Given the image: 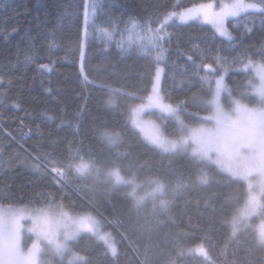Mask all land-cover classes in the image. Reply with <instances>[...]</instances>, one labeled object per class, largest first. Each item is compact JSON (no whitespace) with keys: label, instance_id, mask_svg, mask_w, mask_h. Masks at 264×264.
<instances>
[{"label":"trees","instance_id":"obj_1","mask_svg":"<svg viewBox=\"0 0 264 264\" xmlns=\"http://www.w3.org/2000/svg\"><path fill=\"white\" fill-rule=\"evenodd\" d=\"M212 1L222 0H94L96 17L89 16L86 26L89 0H0V207H46L55 199L75 213L92 210L104 218L117 255L84 234L71 244L69 254L84 257L74 264H264V249L254 243L252 227L232 235L230 220L245 203L246 184L189 154L161 152L130 122L132 106L149 96L155 81L154 61L139 55L132 22L143 25L150 19L155 24L164 10ZM246 16L255 17L254 23ZM227 26L231 40L196 22L166 28L162 93L189 124L198 123V116L189 113L206 110L200 98L209 95V85L201 77L211 80L213 88L215 73H226L230 89L239 95L253 75L237 68L248 57L262 62L259 14H241ZM130 37L131 50L121 51L129 47ZM149 115L163 123L169 136L178 133L173 117ZM103 132L120 133V145H108ZM77 154L101 169L118 167L125 178L134 176L141 195L148 180L169 189L181 180L189 187L174 199L167 192L173 199L169 212L154 216L150 199L140 211L132 207L127 185L95 183L69 170L61 193L50 178L33 171L37 156L68 160ZM202 172L208 175L204 185L197 179ZM198 246L209 260L189 251Z\"/></svg>","mask_w":264,"mask_h":264},{"label":"snow or ice","instance_id":"obj_2","mask_svg":"<svg viewBox=\"0 0 264 264\" xmlns=\"http://www.w3.org/2000/svg\"><path fill=\"white\" fill-rule=\"evenodd\" d=\"M241 13L259 14L262 28H264V0H233L231 4L220 5V11L213 10V5L201 4L198 8L187 9L185 12L177 13L175 11L164 10L155 21L148 20L141 25L135 21L132 22V29H138L135 33L136 47L139 55L154 61L155 76L152 86L154 95L149 96V106L161 110L169 117H173L179 125V134L176 138H167L155 125L146 124L141 119V112L145 105L141 104L132 110V123L135 127L145 132L147 139L154 148L163 153H187L200 163L207 162L217 165L221 171L227 172L231 177L247 180L253 172L264 177V48H261L260 54L262 62L254 63L251 57L244 64L245 68L254 69L259 78V84L254 80H249L252 88L254 100H249L248 93L244 90L239 92L240 98H235L233 90L228 88L223 82V75L219 71L215 73L218 77L215 79V87L212 89V81L201 77L204 83L209 85V97L202 99L201 103L209 111V115L198 117L201 121L214 122L212 127H205L203 123L198 126L190 127L180 118L181 109L179 106H173L163 102L159 94V82L164 69L160 67V62L164 56L163 41H165L166 28L169 21L176 17L181 22L202 16L206 23H211L220 36L232 39L231 33L225 27L227 17H236ZM96 17V4L94 0H89L85 4V24H88V17ZM255 20V17H245ZM95 27V24H93ZM251 28H246V32H251ZM105 35H111L105 32ZM87 39V27L84 33ZM133 40L129 39V47L121 48V51H130ZM55 46V45H52ZM159 49L156 55L152 56V51ZM81 61L84 59L83 48H80ZM191 59V57H189ZM243 62V61H242ZM51 63V61H50ZM221 64V61H217ZM42 69L52 71L47 65H41ZM202 67L212 68L211 64H204ZM224 71H227L225 69ZM85 82L88 77L84 76ZM0 81V85H2ZM222 92H227L229 110H225L221 104L220 97ZM248 100V102H242ZM111 103V100L109 101ZM249 103L254 106L250 107ZM234 105V107H231ZM210 106V107H209ZM190 116H198L197 113H189ZM102 138L108 145L117 148L121 143V136L118 132H103ZM246 150V152L244 151ZM215 154V155H213ZM37 163L32 165L33 171L50 178L58 191L63 193L66 184V173L74 170L75 173L84 178L92 179L94 182L109 183L112 187L118 185H127L130 191L127 195L131 197L132 207L140 211L144 208L147 200L152 201V213L154 216L166 215L169 212L170 205L175 196L180 195L189 185L178 180L170 189L164 183L158 180H148L147 189L143 195L138 192L141 185L136 182L135 177L125 178L121 175L118 167H112L104 170L97 167L91 161H85L77 156L68 160L59 159L56 156H37ZM79 160L78 163L76 161ZM200 184L208 183V175L202 172L198 177ZM259 193L264 195V179L258 185ZM171 192L173 199L166 196ZM258 207H262L257 196L253 193V185L249 183V198L245 209L238 216L231 220L232 235L235 236L243 227L244 219L254 213ZM30 221V226L26 231L34 237L31 248L24 253L20 247L22 234V221ZM81 231H88L103 240L110 249L113 257L117 255V249L111 241L109 233L99 231V222L89 213L72 215L63 204H56L55 199L46 207L39 208H8L0 207V264H49L43 258L44 248L51 249L55 255L63 259L66 253H71L69 242L75 240ZM254 243L261 249H264V230H261L255 237ZM190 252L199 254L205 260H209L208 252L198 246ZM68 264H74L76 260H84V257L71 254ZM174 264V262H173Z\"/></svg>","mask_w":264,"mask_h":264},{"label":"rangeland","instance_id":"obj_3","mask_svg":"<svg viewBox=\"0 0 264 264\" xmlns=\"http://www.w3.org/2000/svg\"><path fill=\"white\" fill-rule=\"evenodd\" d=\"M232 2H233V0H222V1L206 2V3H201V4H209V3H211V4L213 5V10L216 11V12H219V11H220V5H222V4H231ZM201 4H198V5H195V6H192V7H188V8L182 9V10H180V11H175V12H177V13L185 12L187 9L198 8V6L201 5ZM241 14H244V13H241ZM241 14H240V15H241ZM236 17H237V16H236ZM231 18H234V17L229 16V17L226 18V20H225V27L227 28L228 32L231 33V36H232V39H233V34H232V32L230 31V29L228 28V26H227V21H228L229 19H231ZM188 22H196V23H199V24L209 25V26H211V27L215 30L214 26H213L211 23H206V22L204 21V19H203L202 16H197L196 18H194V19H190V20H187L186 22H181L178 18L173 17V18L169 21L168 25H169V24H172V23H175V24H184V23H188ZM215 31H216V30H215ZM216 33H217V32H216ZM217 34L219 35V33H217ZM219 36H220V35H219ZM220 37H222V36H220ZM222 38L227 39V40H230V39H228V38H226V37H222ZM254 63H255V62H254ZM160 67L164 69V66H163L162 64H160ZM212 68H213V67H212ZM212 68H211V69H212ZM208 69H209V68H208ZM237 71H242V72H248V71H250V72L252 73V75H253L252 80H254V82H255L256 84H259V78L256 76V73H255L254 69H252V68H245L244 65H242V66H240V67L237 68ZM222 75H223V82H224V84H225L228 88H230L229 85H228V83H227V79H226V75H227V74L224 73V74H222ZM162 78H163V73H162V75H161V79H160L159 86H158V87H159V94H160V96L163 98V102L166 103L165 98H164V95H163V93H162ZM216 78H218V77H216ZM216 78H215V79H216ZM154 83H155V81H154ZM214 87H215V81H214V84H213V88H212V89H214ZM246 92L248 93L249 100H254V99H255V97L252 95V88H251L250 85H249L248 88L246 89ZM152 95H154V94H153V92H152V90H151L149 96H152ZM233 95H234V94H233ZM149 96H148V97H149ZM148 97H147L146 99H144L143 101H140V102H138V103H135V104L132 106V108H131V114H130V122H131L132 127L135 128V129H137V130L142 134V136L144 137V139H145L147 142H149V140L147 139V136H146L145 132H142V131L140 130V128L135 127V126L133 125V123H132V110H133L134 108H136V107H139L141 104H143V105H145V107L143 108V110H142V112H141V119H142L146 124H148V123L150 122V124L155 125L157 128L160 129V131H161V132L164 134V136H166L167 138H170V139H171V138H176V136L179 134V125L176 123L177 126H178V133H177L175 136H169V135L166 133V130H165V127H164L163 123H162L160 120H158V119L156 118V116H154V115H149V113H152V112L160 113V114H163V115H167V114H166V113H162L161 110L158 109V108H155V107H151V106H149V103H150V102H149V100H148ZM208 97H209V95H208L207 97H203V98H200V99H201V101H202V99H204V98H208ZM234 97H235V98H240L239 95H234ZM220 101H221V104L224 106L225 110H226V111L229 110V107H230V106H229V103H228V100H227V92H222V93H221ZM242 102H248V100H243ZM166 104H167V103H166ZM249 106L252 107V106H254V105H253L252 103H249ZM209 107H210V106H209ZM231 107H234V105H231ZM209 114H210V113H209L208 110H204V113H201L200 115H198V117H204V116H207V115H209ZM167 116H168V115H167ZM180 118L183 119V120L185 121V123H187L190 127L198 126L200 123H203V125H204L205 127H212V126H213V123H214V122H208V121H201V120H199V119L197 118L198 123H196L195 125H193V124H189V123L187 122V120H186L184 114H183L182 112L180 113ZM174 119H175V118H174ZM175 121H176V120H175ZM120 136H121V135H120ZM121 139H122V136H121ZM149 143H150V142H149ZM150 144H151V143H150ZM151 145H152V144H151ZM244 151L246 152V150H244ZM186 154L191 155L190 151L187 152ZM213 155H215V154H213ZM211 165H213V166L217 167L219 170H221L217 165H215V164H211ZM222 172L225 173V174H227V175H229V174H228L227 172H225V171H222ZM66 175H67V174H66ZM121 175H122V174H121ZM229 176H230V175H229ZM232 178H234V177H232ZM234 179L244 182V183L246 184V187H247V198H246V200H245V203H244V205L240 208V210L237 212V214H236L235 216H238V215L241 213V211H243V210L245 209V205L247 204V202H248V198H249V183H251V184L253 185V193L257 196V201H258V203H259L262 207H258L257 210H256L254 213L248 215V216L244 219L243 227H247V226L252 227L253 230H254V232H255V234L258 235L259 232H260L261 230H264V214H261V211H262V208H263V205H264V195H261V194L259 193V188H258V185H259L260 181H261L262 179H264V177H261L258 173L253 172L252 175H250V176L248 177L247 180L239 179V178H234ZM92 181H93V180H92ZM95 183H97V182H95ZM56 204H61V203H56ZM11 207H15V208H23V207H26V206H22V207L11 206ZM6 208H8V207H6ZM29 208H35V207H29ZM65 208H66V207H65ZM66 209H67V208H66ZM67 210H69V209H67ZM69 211H70V210H69ZM70 213H71L72 215L85 214V213H89V214L93 215V216L95 217V219L99 222V231H100L101 233H109L110 236H111V241H112V243L115 245V247H116V249H117V244H116V241H115V236H114V234H113V231L110 230V229H107V228H106V222H105L104 218H102L101 216L95 214L92 210H86V211H82V212H78V213H75V212H73V211H70ZM260 214H261V215H260ZM231 220H232V218H231ZM231 220H230V224H231ZM21 223H22L23 227H22V234H21V240H20V247H21V250H22L24 253H27L28 249L31 248L32 241H33L34 237L32 236L31 233H28V232L26 231L27 227L30 226V223H31V222L25 220V221H22ZM231 227H232V226H231ZM239 232H240V231H239ZM239 232H238V233H239ZM238 233H237V234H238ZM84 234H90V235H92L93 237H95L97 240H99V241H101V242L104 243L103 240H100L97 236L93 235L92 233H90V232H88V231H81V232L79 233V235L76 237L75 240H72V241L69 242V246H70V248H71V244H72V242H75L78 238H80V237H81L82 235H84ZM237 234H236V235H237ZM236 235H235V236H236ZM104 244H105V243H104ZM105 245H106V244H105ZM106 246H107V245H106ZM108 249H109V248H108ZM109 250H110V249H109ZM71 251H72V248H71ZM110 252H111V251H110ZM42 255H43V258L49 262V264H68L69 259L72 258V256H71L69 253H66V254L64 255L63 259H61L60 256L55 255V253H54L51 249H48V248H44V251H43V254H42ZM74 262H75V261H74Z\"/></svg>","mask_w":264,"mask_h":264}]
</instances>
